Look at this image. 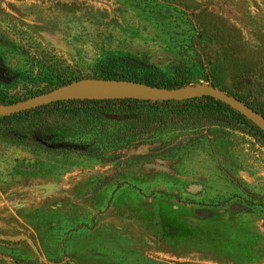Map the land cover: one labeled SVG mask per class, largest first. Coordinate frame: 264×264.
<instances>
[{
  "label": "rangeland",
  "instance_id": "374dc122",
  "mask_svg": "<svg viewBox=\"0 0 264 264\" xmlns=\"http://www.w3.org/2000/svg\"><path fill=\"white\" fill-rule=\"evenodd\" d=\"M159 4L0 0V79L28 47L68 70L109 53L165 66L198 29L196 54L220 65L213 85L264 113V90L247 91L253 76L264 81V0ZM10 40L18 49L3 55ZM205 135L168 132L108 159L0 135V264H264V145Z\"/></svg>",
  "mask_w": 264,
  "mask_h": 264
},
{
  "label": "trees",
  "instance_id": "16d2710c",
  "mask_svg": "<svg viewBox=\"0 0 264 264\" xmlns=\"http://www.w3.org/2000/svg\"><path fill=\"white\" fill-rule=\"evenodd\" d=\"M201 34L196 29L184 48L181 46L179 56L165 66L109 53L89 64L87 72L81 67L79 70L61 68L63 64L47 53L28 47L26 63L2 65L0 104L16 102L86 78L133 82L157 89L178 87L200 79L213 84L211 73L220 65L205 63L196 54L200 51ZM17 49L12 40L5 41L2 54ZM247 89L256 97L264 90V81L253 76ZM243 102L260 112L249 100ZM174 131L190 134L193 140L205 137L209 131L238 132L254 136L264 145V132L251 120L223 101L205 94L170 100L73 98L0 115V135L12 142L41 152L74 153L90 158L108 159L120 153L121 150L114 147L140 145Z\"/></svg>",
  "mask_w": 264,
  "mask_h": 264
},
{
  "label": "water",
  "instance_id": "95a60500",
  "mask_svg": "<svg viewBox=\"0 0 264 264\" xmlns=\"http://www.w3.org/2000/svg\"><path fill=\"white\" fill-rule=\"evenodd\" d=\"M81 80H102V81H117V80H105V79H92L86 78ZM74 81L69 85H64L53 90L45 91L33 96H29L25 99L0 104V115H8L15 112H19L25 109L33 108L42 104H46L56 100L73 99V98H88V99H105V98H137L144 100H170L180 99L187 93H197L212 96L216 99L228 104L231 108L243 114L247 119L251 120L257 127L264 132V115L253 109L251 106L238 99L234 95L227 93L226 91L216 87L212 83L194 82L187 83L178 87L169 89H157L151 88L153 91H130V90H115L111 93H94V92H67L61 93L60 89L72 86L73 84L81 81ZM119 82V81H117ZM126 82V81H124ZM133 83V82H130ZM138 84V83H133ZM143 85V84H139ZM145 86V85H143ZM148 87V86H146Z\"/></svg>",
  "mask_w": 264,
  "mask_h": 264
},
{
  "label": "bare ground",
  "instance_id": "6f19581e",
  "mask_svg": "<svg viewBox=\"0 0 264 264\" xmlns=\"http://www.w3.org/2000/svg\"><path fill=\"white\" fill-rule=\"evenodd\" d=\"M90 82H113V81H102V80H81L72 86H68L66 88L60 89L61 93H67V92H75V91H83V92H94V93H111L115 90L121 89V90H130V91H153L151 88L139 85V84H133L130 82H124V81H115L116 83L112 86H99L97 83H90Z\"/></svg>",
  "mask_w": 264,
  "mask_h": 264
}]
</instances>
